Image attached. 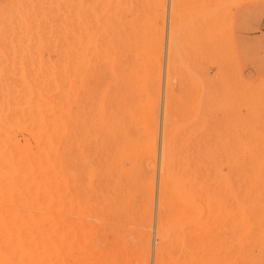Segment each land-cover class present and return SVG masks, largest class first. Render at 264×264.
<instances>
[{
  "label": "rangeland",
  "instance_id": "rangeland-1",
  "mask_svg": "<svg viewBox=\"0 0 264 264\" xmlns=\"http://www.w3.org/2000/svg\"><path fill=\"white\" fill-rule=\"evenodd\" d=\"M107 30L122 32L120 83L127 88H120L121 122L107 120L111 129L99 131L107 138L120 129L122 141L98 146L90 170L81 163L90 203L56 212L76 220L52 244L57 263L264 264V0H0V140L8 148L0 208L9 222L0 224V242L12 264H21L22 144L32 162L38 135L63 134L45 95L50 100L55 78L82 59L89 35ZM78 115V127L88 129V114ZM50 142L63 158L92 151L86 143ZM33 174L30 167V195ZM182 196L186 208L176 215Z\"/></svg>",
  "mask_w": 264,
  "mask_h": 264
},
{
  "label": "bare ground",
  "instance_id": "bare-ground-1",
  "mask_svg": "<svg viewBox=\"0 0 264 264\" xmlns=\"http://www.w3.org/2000/svg\"><path fill=\"white\" fill-rule=\"evenodd\" d=\"M125 28H126V26H125ZM119 30H116L113 32H110V30L109 31L107 30L108 32H104L100 36L89 35L88 44L85 46L84 53L82 54V59L81 60L79 59L80 61L77 60L78 62H76L74 65H72L67 70L63 68L62 71H64L63 72L64 74H61L58 77H56L54 84H52L53 82L51 83V81L53 79H51V81H49L50 79L48 78L49 84L51 83L52 86L54 85L53 90L51 88V85L49 86V88H51V90H52V92L50 94V96H51L50 100L51 101L48 98L49 94L45 95V92L43 95H45L46 97H45V100H43V101L47 105L49 103L53 105L52 109L56 113V118H57V120L55 119V122H56V124L61 126L60 131L63 132V134L58 133L59 136L56 138H54L53 135H51L50 139L45 138V135H38L39 140L36 143V148L33 152L34 155H33L32 162L29 161V156L27 153L28 152L27 151V145L25 146L24 143L22 144L23 156L21 158V165H22L21 170H22V176H23V190H22L23 191V200L22 201H23V205H24V209H23L24 214H23V222H22L23 227H22V231H21L22 238H21V240L18 239L19 241H18V245H17V250L15 249L16 250L15 252L17 253V256H18L17 260L19 259L21 261V264H59L57 262L60 261L61 259H60V255L57 253L58 249L55 248V246H57L58 244H55V245H52V244H54L55 239L61 240L60 238H63L65 232L68 233V228L66 227V225H67L66 222H68L70 224V226H74L76 224V220L71 218V219H67L65 222V219L60 214H57L56 212L60 209L66 210V211H73V210L78 209L82 205H88L90 203L91 183H90L88 174H86L85 178H82V174L80 172L81 171V163L84 164L83 167H85L86 170H90L89 165L95 159V157H93L92 154L94 153V151L96 153H99L101 151V149H96L98 146L114 144V143H109V142H113V141H122V135H121L120 129H117L114 131H107V132H110L109 134L112 133V136H109L107 138H105L106 136L105 137L103 136L104 132L99 131L100 128L103 126H104L105 131L111 129V128L106 127L105 123L107 120H108V123L121 122L120 112H122V111H120V107H121L120 106V99H121L120 98V92H122V91H120V88H123V87L127 88V85L123 86V84H124L123 82H125V81L122 82L123 84L120 83V78H121V75H120L121 65H120V63L123 61L122 60L123 58L121 59V36H123V35L121 34L122 32ZM123 50H124V48H123ZM124 51H127V49ZM179 51H180V49H179ZM72 61H74V60H72ZM146 63L150 64V62H146ZM5 69H3V72L5 71ZM60 69H62V65H61ZM124 69L127 70L126 68H124ZM62 71H58V72L62 73ZM5 73H8V72H5ZM5 73H2V74L5 75ZM58 74H56V75H58ZM47 75H45V76H47ZM147 75L149 78V73ZM5 76L10 78L11 75H9V76L5 75ZM16 77H18V76H16ZM104 78H105V87H102V85L104 84V83L102 84V81ZM11 79L12 78H10V80ZM13 79L15 80V81H13L14 83L16 82V80H19V79H15V77ZM12 80H11V82H12ZM18 83H20V82H18ZM120 84H121V87H120ZM18 86H20V85L18 84ZM150 86H151V84L149 85V87ZM22 87H24V85ZM43 87H41V88H43ZM133 88H135V87H133ZM20 89H22V88H20ZM147 89H149V88H147ZM105 90H107V91L111 90V91H108L109 95L106 94ZM123 90H124V88H123ZM10 91L12 92L11 89H10ZM26 91H28V90L26 89ZM34 92H36V90ZM126 94H128V93H126ZM4 95H5V92H4ZM35 96H36V94H34L33 97H31V98L35 99ZM0 97H1V95H0ZM106 100H107V102H110V105H111V111L110 112H106V103H107ZM22 101H24V100H22ZM40 101H42V99ZM12 102H10V104ZM110 105H109V107H110ZM30 106L32 107V105H30ZM33 111H35V110H33ZM81 112L86 113L89 116V120H88L89 128L88 129L85 126H84V128L78 127L80 125L76 122V119H78V117H79L78 113L80 114ZM125 116H126V119H127V117H129L128 115H124V117ZM124 117H122L123 120H124ZM65 123H73L75 125H74V127H67V126L63 125ZM137 127L141 128L140 126H137ZM137 127L135 130H137ZM96 128H98V130H96ZM127 132H128V134L126 133L127 135L131 134V136H133L132 135L133 133H129V131H127ZM134 134L136 135V133H134ZM142 134L139 137L137 136L136 138H138V139L140 138V140H141L142 136H145L144 134L143 135ZM125 137H127V136H125ZM53 139L59 141L58 144H60V142H64V143H66V142L86 143L87 146H91L92 151H90V149H89V151L91 153L89 154V151H87V155L83 156L81 159L77 158L74 155H71L70 157H67V158H63L61 156H57L56 153H54L53 147H47V145L51 143L50 140H53ZM127 139H130V138H127ZM7 150H8L7 143L3 140H0V177H1V174H3V172H4L3 166H4L5 159H6L5 156H6ZM14 151H15V149H14ZM15 153H16V151H15ZM12 154H14V153H12ZM14 162H15V160H14ZM14 164H16V162ZM21 165L19 167H21ZM6 167L4 166V168H6ZM30 167H33V171H34L33 178H32V181H33L32 189L33 190H32L31 195H30L29 185H28V170ZM118 171L121 173L122 169H120ZM181 171H182L183 176H184V168L181 167ZM8 172H7V174H8ZM4 173H6V171ZM19 173H20V170H19ZM38 175H39V179H38ZM175 175H178V169H174L173 176H175ZM17 176H18V174L16 175V178H17ZM14 178H15V176H14ZM190 179L191 178H189V180ZM173 181H175V178H173ZM235 181H236V179H235ZM72 182L75 183L77 186L73 187V188H66V185L67 184L70 185V183H72ZM1 183H2V181H1ZM9 183L11 184V182H9ZM36 183H39V186H37ZM245 183H246V181H245ZM183 184H184V178L182 180H178L176 182H173V185L176 188L179 186H183ZM5 186H7V184ZM5 186H3L2 189ZM10 187H11V185H10ZM39 187H40V189H39ZM5 190L6 189L4 188V191ZM114 190H112V192ZM7 196H9V194ZM5 197H6V195H5ZM5 197H4V199L7 198V197L6 198ZM204 199H205V197H204ZM1 200L2 199H0V202H2ZM197 200H198V197H197ZM16 206L19 207L20 205L18 206V204H17ZM183 207H184V196H182V199L178 205V212H175V214L176 215H177V213L182 214L183 210H184ZM234 207L236 208L237 206H234ZM184 208H186V206ZM52 210H53L52 214H47L48 212H50ZM211 210H213V209H211ZM21 211L22 210H20V212ZM232 212H233L232 213V215H233L235 210ZM188 213L190 215L189 211H188ZM3 214L4 213H2V208H0V224H3V222L5 223L8 220V219L6 221L4 220L5 217H3ZM16 214H17V212H16ZM15 216H16L15 220H17V215H15ZM237 216H238V214H237ZM9 218H10V216H9ZM202 218H204V217H202ZM19 219H21V217ZM19 219L17 222L15 221L16 225L19 223ZM232 219H233V217H232ZM252 221H253V219H252ZM240 225H243V224H240ZM255 226H256V224H255ZM201 228H203V227H201ZM0 229H2V228L0 227ZM183 229L185 231L186 228H183ZM195 229H197V228H195ZM254 229L257 230V228H254ZM5 230H8V229L6 228ZM237 230H238V228H237ZM174 231H176V229ZM253 231H255V230H253ZM253 231L251 232L252 234H254ZM2 232H0V241L1 242H2V239L4 238V237L1 238V236L4 234V232H3V234H2ZM181 232H183V230H181ZM52 233H55V234H52ZM185 233L186 232H184V234ZM256 233H255V235H256ZM258 233H259V231H258ZM233 234H235V233H233ZM8 236H9V234L7 235V237ZM186 236H188V235L186 234ZM186 236H185V238H186ZM254 237H256V236L250 237V238H252L251 240H253ZM14 238H16V237H14ZM13 240L15 241V239H13ZM1 242H0V244H1ZM11 242H12V240H11ZM12 243H14V242H12ZM61 243L62 242H60V244ZM4 244H5V241H4L3 245ZM6 244H5V246L7 247L8 245H6ZM3 245L2 244L0 245V264H12L10 252H8L7 249H4L5 246L3 247ZM180 245H181V243H180ZM260 245H261V242H260ZM243 246H245V241H244ZM246 247H249L248 244L246 245ZM246 247H245V250H246ZM235 248H236V246H235ZM253 252H254V250H253ZM15 256H16V254H15ZM15 260H16V258H15ZM17 260H16V262H17Z\"/></svg>",
  "mask_w": 264,
  "mask_h": 264
}]
</instances>
